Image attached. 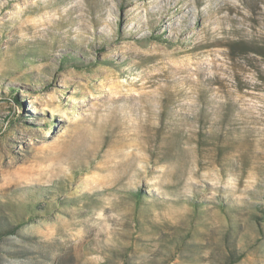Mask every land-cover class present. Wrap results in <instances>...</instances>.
I'll return each mask as SVG.
<instances>
[{
    "label": "rangeland",
    "instance_id": "obj_1",
    "mask_svg": "<svg viewBox=\"0 0 264 264\" xmlns=\"http://www.w3.org/2000/svg\"><path fill=\"white\" fill-rule=\"evenodd\" d=\"M0 264H264V0H0Z\"/></svg>",
    "mask_w": 264,
    "mask_h": 264
}]
</instances>
